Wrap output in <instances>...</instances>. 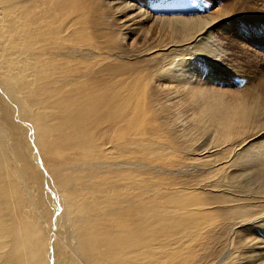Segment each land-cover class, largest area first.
<instances>
[{"label":"bare ground","instance_id":"1","mask_svg":"<svg viewBox=\"0 0 264 264\" xmlns=\"http://www.w3.org/2000/svg\"><path fill=\"white\" fill-rule=\"evenodd\" d=\"M64 1L57 6L54 0H0V57L7 56L0 63L13 66L0 71V264H264V242L241 230L246 223H264V196H257L264 189V127L249 133L248 123L262 112V101L211 102L210 90L191 86L200 80L194 82L191 65L164 63L159 75L183 79L207 121L199 136L204 140L192 142L191 152L170 145L165 140L177 137L187 144L194 138L173 119L170 126L161 120L162 127L156 121L162 106L138 77L114 71L95 47L73 39L83 36L76 27L83 20L77 15L80 4ZM108 2L114 6L119 0ZM138 7L123 5L122 28L136 27L147 17ZM176 23V40L155 47L144 61L175 46H206L205 24ZM201 50L215 54L213 47L212 53ZM46 110L60 113L65 124L55 167H85L90 173L69 181L59 172L54 192L60 201L50 213L42 201L36 158L13 135L8 119L13 111L33 112L31 122L14 115L29 129L30 139L34 124L45 133L47 121L39 112ZM74 159L77 164H70ZM187 159L201 172L193 181L133 168L144 164L183 173ZM46 160L52 164L54 155ZM47 219L56 225L53 242L44 232ZM59 239L65 245L59 246Z\"/></svg>","mask_w":264,"mask_h":264},{"label":"rangeland","instance_id":"2","mask_svg":"<svg viewBox=\"0 0 264 264\" xmlns=\"http://www.w3.org/2000/svg\"><path fill=\"white\" fill-rule=\"evenodd\" d=\"M75 1L80 4V9L78 12L76 11L77 15L83 17L81 22L76 23V27L83 36H72L73 39L77 38L85 44L95 47L96 52L99 53L98 57L103 58L105 63H111L115 66L114 71L138 77V84L145 86L147 92L155 96L159 105L162 106L161 111L157 114L159 119H156V121L163 127L161 120L170 126L169 121L173 119L181 130L185 129L191 132L194 138L193 141L187 144L180 140L182 138L178 139L177 137L165 140L170 145L188 149L191 152L190 145L192 142L200 144L204 140L199 136L204 132L203 125L207 121L202 119L200 115L201 103L197 101V97L191 94L189 89H184V84L181 83L184 82L183 79L170 80L164 78L163 75H159V67L164 63L174 60V64L177 62L178 65L182 63L191 65L194 82L196 77L200 79L197 84L191 86L196 90H210L211 102L221 99L224 106H226L235 100L250 103L251 98L258 97L264 105V0H119V3L114 6H110L108 0ZM64 2L66 1L54 0L57 6L63 5ZM127 2H133L147 15L136 27L134 25L122 28L120 25L124 23L126 11L123 5ZM164 17L166 18L163 19ZM177 20H187L192 24L196 23L197 27L199 24H205L208 27L206 32L209 33V39L206 46L201 49L206 50L207 48L209 53H212L210 49L213 47L215 48L213 50L215 54L209 56L205 55V51L199 53L198 51L202 50L197 49L198 44L193 47L194 49L186 46H175L151 62L144 61L146 53H149L155 47H161L164 44L171 45L172 41L176 40L178 37L177 31L179 30ZM56 25L55 22L53 26ZM7 31L11 30L7 29ZM213 41L216 43H212ZM6 57L2 56L0 60H5ZM6 68L13 70V66L9 63H0V71H5ZM194 99L197 103L196 106L193 103ZM16 101H19V99ZM75 106H81V103L75 104ZM6 108L8 111L9 106ZM49 111L39 112L40 115L45 116L44 119L47 121L45 133L37 130L34 124L36 134L31 131L33 138L30 136V139L28 138L30 135L29 129L26 130L24 123L15 120L14 115H17L18 119L24 122H31L33 112L32 116L31 113L25 114L23 111L19 112V115L14 111L11 114L8 113V119L12 121L16 132L13 135L26 143L32 156L36 158V165L41 174L42 201L48 213L52 211L54 204L60 201L54 192V188L60 187L61 182L57 180L56 176L59 172H64L63 180L69 181H74L80 172L90 174L88 169L84 170L85 167L81 169L76 167L73 170L57 167L60 165L57 154L59 145L64 139L63 128L65 124L62 123L60 113L50 114ZM248 123L251 126L249 133L263 128L264 107L260 114H252L248 118ZM208 124L211 129L209 119ZM262 136L264 137V135ZM35 141L37 146L34 145ZM49 155H54L52 164H49L46 160ZM185 157L190 158L188 155ZM76 161L74 159L69 163L77 164ZM191 164L192 162L189 159L185 161L187 166L184 167L186 169L183 170V173L182 170L179 172L180 170L177 168L164 169L165 172L162 168L144 164L141 166L133 165V168L143 171L147 167L145 171L152 175H158V172L164 175L168 173L167 176L175 178L178 182H183L188 178L187 181H193L195 178L200 177L201 172H198L194 167L195 164L192 165L193 167H191ZM55 165L57 166L55 167ZM180 173L182 174L180 175ZM51 180L53 182L52 187L48 184H51ZM88 180H90V176H88ZM74 185L75 183L72 186ZM58 191L62 195V191L60 189ZM259 192H257V196H264V189H259ZM249 195L253 196L254 194ZM58 208L55 215L61 210L60 207ZM52 221L53 224L48 225L47 219L43 226L46 235L47 233L50 235V242L55 241L54 231L56 225L54 219ZM245 227H241L245 236L264 242V223L262 225L246 223ZM61 229L66 230L65 222L62 223ZM63 230L61 231L64 236L62 241L67 242L66 232H63ZM60 242L59 239V246L65 245V243L61 242V244ZM64 260H68L67 256L64 257Z\"/></svg>","mask_w":264,"mask_h":264}]
</instances>
